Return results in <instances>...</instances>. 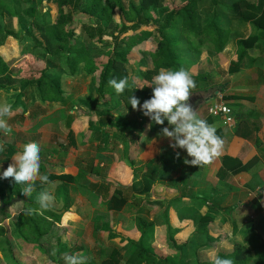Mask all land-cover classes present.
<instances>
[{
  "label": "trees",
  "instance_id": "16d2710c",
  "mask_svg": "<svg viewBox=\"0 0 264 264\" xmlns=\"http://www.w3.org/2000/svg\"><path fill=\"white\" fill-rule=\"evenodd\" d=\"M12 1L14 5H10L7 0H0V13L7 12L6 15L12 18L17 14L18 8L29 20L30 26L19 36L15 30L0 26V88L9 86V80L13 79L19 89L16 91L18 97L23 99L24 107L27 101L33 105L36 101L44 104L46 102L66 103L71 92L66 90L63 77L77 75L80 69L90 74L92 92L77 100L78 113L88 118L87 129L83 135L84 142L88 141L87 137L93 134L99 140L95 148L105 151L111 148L109 137H112L114 144L125 143L127 140L128 147L125 157L132 172L131 183L135 185L138 181L139 184L151 188L147 193L133 194L135 186L119 182L120 188L116 187L115 190L131 192L130 196L133 199L141 197V204H143L142 201L153 205L157 201L165 202L161 210V222L158 225L148 223L139 214L133 215L136 237L103 224L99 230L107 239H118L119 243L126 248V257L114 250L108 258L101 261V264H180L178 255L188 242L191 233L196 231V227L192 221L180 219L182 216L178 207L170 215V206H166L165 197L155 194L156 188H159L157 178L168 177L170 169L177 164H166V152L141 165L135 164L134 161L136 143L141 138L138 132H143V136L148 131L159 133L157 131L168 125L167 121L164 125H158L148 117L141 118L137 125V120L132 119V106L128 104L129 97L136 96L140 103L149 99L152 95L151 86L145 84L142 89L128 88L120 95L128 107L127 115L111 114L110 109L103 108L102 105L106 90L108 94L115 91L109 86L108 81L112 78L119 80L127 77L129 66L139 61L134 50L137 46H143L146 49L153 71L162 68L179 70L186 67L187 70L190 69L189 66L194 64L195 60L191 62L184 56L181 51L184 47L193 51L195 55L204 49L216 53L222 51L231 38L230 19L225 9L227 12L232 10L235 12L233 16L235 19L249 23L255 29L246 38L236 39L235 66L233 64L229 69L236 71L245 55L259 47L261 41L264 45V0H184L181 3L167 0H46L56 4L55 15L46 22L30 20L31 18L40 19L48 13L43 10V5L40 13L37 10V3L39 4L42 0ZM209 6L210 8L214 6V9L209 10ZM76 11H81L88 18V21L81 25L86 31L85 35L82 31H77L73 25ZM103 33L111 36L112 46L102 56L97 58L90 56L85 45L82 44L83 39L94 40L101 45ZM25 35L30 36L33 41V45L27 50L22 43ZM13 41L17 43L18 55L16 57L9 55L5 58L3 49L8 48L9 43ZM153 71L149 69L142 71L141 79L151 82ZM206 74L201 70L196 75H191L196 82V88L193 91L213 87V79L208 80ZM205 119L208 123L210 122L208 118ZM132 135H134L133 139ZM124 137L127 139L123 140ZM9 148L12 152L16 151L14 147L9 146ZM169 152L171 153V150ZM234 162L237 165L233 167L231 164ZM250 163H242L228 156L223 158V164H227L226 168H230L231 173L247 169ZM191 167L195 166L191 165ZM63 168L61 164L51 165L47 174L49 181L58 178L73 181L81 173L86 176L89 174L80 169L75 174H65L63 172L65 168ZM222 170L224 171L225 167H222ZM179 178L176 179L179 180ZM89 179L98 183L95 176H89ZM44 185L40 181L36 182V188L39 190L43 189ZM180 188H177L178 191ZM20 189V185L10 180H0V203H8L12 198L20 196L19 203L22 209L13 220L16 232L27 241L31 240V237L38 240L50 229L55 228V223L60 222L62 215H58L50 208L41 212L36 200L21 196ZM127 197L129 196L126 194L124 196L120 194L118 199L121 203H125ZM191 201L193 202V199ZM170 202L177 206L178 196ZM192 207L193 203H191ZM27 209L35 211L27 214ZM224 211L228 216L230 209H224ZM10 212L13 213L12 207L0 209V234L4 232L2 224L10 216ZM200 214L202 221H210L214 218L209 210ZM252 222V219L244 222L241 230L253 232ZM231 228L232 239H237L239 225L234 219L231 220ZM199 231L206 236V241L196 248L197 264H210L207 257L210 252L222 258L232 259L233 264H264V241L260 237L249 244L246 243L247 237L242 234V241L237 239L230 248L222 250L218 245L224 239L223 235H210L206 226L200 228ZM153 237L156 241L152 243L150 240ZM62 240L63 238L58 236L59 245L62 244ZM0 241H2L1 237ZM0 250L4 254H11L15 257L14 248L9 245L8 239H5ZM19 256L17 253L16 258L19 259ZM25 261L24 263L27 264L28 262ZM57 264H64V260L59 258Z\"/></svg>",
  "mask_w": 264,
  "mask_h": 264
},
{
  "label": "rangeland",
  "instance_id": "374dc122",
  "mask_svg": "<svg viewBox=\"0 0 264 264\" xmlns=\"http://www.w3.org/2000/svg\"><path fill=\"white\" fill-rule=\"evenodd\" d=\"M7 1H9L10 5H14L12 0ZM35 1L37 0H33V2ZM42 5L44 6L43 10L48 11V13L40 19L31 18L30 20H35L36 22H46L49 21L53 15H55V3H50L46 0H42L39 4L37 3V10L39 13L41 12ZM211 8L209 6L208 9L210 10ZM225 11L227 15L232 17L235 16V12L232 10L227 12L225 9ZM6 14L8 13H0V26L15 30L17 32V36L23 34V30L29 29L30 22L24 17L20 9L17 8V14L12 18L10 15ZM87 21V16H85L81 11L75 12L73 25L76 27L77 31H82L84 35L86 31L81 25L83 22ZM234 23H237L238 25V36H245L246 34L248 35V31L251 29L255 30L251 24L244 23L241 20H239V22L235 21ZM237 31L235 32L237 33ZM9 39L11 40V38ZM101 39V45L94 40L89 41L86 38L83 39L82 44L85 45L90 56L95 58L102 56L112 46V41H110L111 36L108 33H103ZM229 41H231V38ZM22 43L24 44L25 50L33 45L31 37L26 35L23 36ZM230 44L233 45L232 48L229 47L219 54L214 52L204 53L203 51L198 55H195L193 54V51L191 52L185 47L181 50L184 56L191 62L195 60L197 63V69L200 68L202 71L207 73L205 76L208 80L215 76L214 80L217 81V86L215 89H218L221 86L223 87L222 89L225 91V93H220L219 96L222 97V100L228 104H230L229 100L231 99L228 98L227 95L229 93L226 89L230 84L234 86L239 85L243 80H247L250 75L255 77L256 75L261 74L264 69L263 60L248 54L246 55V59H242L237 66V71H235V69L230 71V67L233 64V66H235L234 61L237 57L234 56L237 54V52L234 51L236 49V46L234 47L236 43L233 42ZM134 50L136 51L139 61L137 60L133 62L128 68L127 78L129 81V88L141 86L143 84L149 86L148 84L151 83L149 80L141 79V75L143 74L142 71L147 69L153 71L148 53L143 46H137L134 48ZM254 50H258V48L256 47ZM3 52L6 56L5 58H7L9 55L10 57H16V55H18L17 43L15 41L10 42L8 48H4ZM250 65L254 66L253 73L251 74L249 71L245 72L239 68L241 66L248 68ZM191 66L192 65L189 67L191 68ZM185 70H187L186 67ZM188 70L189 72L193 71V68ZM241 70L243 71L242 73ZM158 71H153V73L151 72V81ZM238 73L239 79L235 81ZM230 75H233L234 79L230 77ZM63 80L66 90L71 92L68 102L50 104L45 103L49 106L46 117L42 118L43 120L39 123L38 127H34V131H30L31 133L28 134V137L26 135V140L28 143L36 142L40 145L42 157L41 163H43L42 167L51 166L47 165L46 162H44L45 160H47V162L50 161L51 163L54 161L53 163L64 166L65 169L63 168V172L65 174L72 175L73 173L68 172V169L63 163L73 162L77 167V170L80 169L83 172L87 171L88 173H96L97 175L100 174L102 176V182L94 183L84 173H81L80 175H77L76 180L70 181L61 178L52 179V181H50L51 183L45 184L43 189L39 190L36 188V191L33 192L30 198L36 200L39 192L44 190L50 191L54 196V202L50 209L54 212L59 211L60 213L58 215H62L60 222L55 223V228L50 229L47 234L43 235L38 240H34L31 237V240L27 241L16 232L13 220L17 213L21 211L22 205L19 203V201H17L9 206V208H13V213L10 212V216L7 217L5 221H3L2 226L4 227V232L3 234H0V237L2 238V241H0V246L4 243L5 239H8L9 245L14 248L15 257H13L11 254H4L2 250H0V264H25L24 261L26 259L27 261L25 262H28L27 264H57V260L59 258L61 259L65 253L82 254L86 256V264H101V261L108 258L114 250L119 251L123 257H126V248L120 245L118 239H107L99 230L103 227V224H106L112 228H116L127 235L134 237L135 230L132 219L134 214L143 216L148 223H152L154 225H158L161 222V210L163 209L165 203L163 200L162 202L157 201L154 205L152 204L148 206L149 204H147L146 206L144 205L146 203H144L142 206H140L141 197L133 199V197L130 196L131 192H118L115 190L116 187L118 189L120 186L119 182L124 184L129 183L131 186H135V188H133V194H144L150 191L149 189L151 188L147 185L139 184L138 181H136L135 185L131 183L132 172L125 157L126 148L128 147V141L126 140L127 138L124 137L123 139L127 141H125V143L121 142L120 144H114L112 137H109V147L111 148L105 151H98L95 149V146L98 145L99 140H96L93 134L87 137L89 142H84L83 135L87 129L88 118L86 115H81L78 113L77 100L78 98L86 97L92 92L90 89V74L80 69L77 75L65 76L63 77ZM15 87L17 88L16 84L13 82V79H10L9 86L4 89L0 88V103H8V101H6L8 96L11 99V103L12 96H10V94L14 92L16 94V91H18V88L16 89ZM9 88L12 90H9ZM209 91L211 90L205 92V95H202L201 91L195 92L194 94L192 93L188 103L193 107V104L195 103L196 99H198V96L204 97L209 94ZM15 94L13 95L14 100L15 96L17 97V94ZM120 95H117L115 91L114 93L108 94V91L106 90V93L103 97V108H109L111 114L113 115H127L129 113L128 107L126 106L124 100L120 98ZM220 97L217 98L221 99ZM17 102L15 101L11 103L13 105V114L18 112L17 110L22 108V106L24 107L23 104H21L22 106H17ZM203 111H205L204 107L200 111L202 115ZM131 113L132 119L137 120V125L139 124L141 118H148L147 116L144 117L141 111L134 110L133 108ZM213 117L217 118V116ZM24 118H28V120L31 119L29 114L24 116ZM67 123H70L71 126L68 127ZM164 127H168V125ZM157 132L159 133H151L148 131L144 136L143 132H138L141 138L140 140H137L136 144L144 143L141 145L143 147L146 143L150 142V138L152 139V137L158 138L159 136H162L161 129ZM10 135L11 134H3L2 136L0 133V141L5 138H10ZM22 136L24 137L25 135L23 134ZM131 137L133 139L134 135ZM3 142L6 141L3 140ZM163 144H165V140L162 142V145ZM51 148L53 149L52 151H50ZM177 153L175 155H177ZM177 157L179 156L177 155ZM177 157L174 156V158ZM171 158H173V156H169V159ZM188 158L190 159L191 157ZM166 160H168V158ZM159 164L163 166L162 163ZM187 166L181 170L169 172V176L166 178H157L159 188H156L155 194L165 195V197L166 195L169 196V194L171 195L173 193L178 194L177 188L180 187V184L178 181H176L175 175H191L192 172ZM202 184L203 183H201V185ZM205 189L206 188L203 184L202 187L198 189V191L202 192ZM120 194L123 196L125 194L129 196L127 197V201L125 203H121L118 199ZM231 214L232 213H229V216H231ZM192 216L195 218L197 228L207 226L210 235L224 236V239L218 245V247L222 250L230 248L237 239L242 241V234L247 237L246 243L249 244L252 241H257L259 237L264 241V218H262L260 221L259 226L253 227V232L249 230L242 231L238 228L239 230L236 235L237 239H232L233 234H231V222H229L228 219L218 216L213 221L202 222L199 221L197 215ZM234 216L236 219H238L237 223L239 226L243 224V221L246 219L245 215L242 217L241 214L235 213ZM58 236L63 238L61 245H59L57 242ZM205 241L206 236L203 234V232H200L199 230L193 231L188 238V242L184 247H182L180 254L178 255L179 263L197 264L198 259L195 252L196 248ZM150 242H155L154 237L150 240ZM78 247L81 249L78 250ZM17 253H19L21 258L20 256L19 259L16 258Z\"/></svg>",
  "mask_w": 264,
  "mask_h": 264
},
{
  "label": "crops",
  "instance_id": "0c3cea01",
  "mask_svg": "<svg viewBox=\"0 0 264 264\" xmlns=\"http://www.w3.org/2000/svg\"><path fill=\"white\" fill-rule=\"evenodd\" d=\"M167 1L181 3L184 0ZM213 9L214 6L212 7V10ZM228 18L230 19L229 26L231 28V41H229L222 49V51L218 52L217 54L223 52L229 47L232 48L233 45H231L230 43H236L237 38H246L250 33L254 32V30L251 29L250 31H248V35L246 34L245 36H238V25L234 22H239V19H235L232 16H229ZM235 31H237V33ZM235 46L236 49L234 51L237 52V45L235 44L234 47ZM257 48L258 50L251 51L249 52V54L264 61V45L262 41ZM203 51L204 53H210L208 49H204L202 50V52ZM243 59H246V55ZM192 68L193 71L189 72L190 75H196L199 71H201L200 68L197 69L196 62L192 64L190 69ZM239 68H241L245 72L249 71V73L251 74L253 73L254 66L250 65L248 68H246L245 66H241ZM242 70L241 73L243 72ZM239 73L235 78V81L239 79ZM233 75H230V77L233 78ZM214 78L215 76L212 77V88L210 87L193 91V94L195 92L201 91L202 95H205V92H208V90H211L209 91V94L213 93L214 90H218L217 95L209 100H206L209 94L204 97L198 96V99H196L195 103L193 104V108L197 111L198 115L201 118H208L210 121L209 123L215 125L217 129V135H219L223 139L224 143L220 156L215 158L213 162L207 166L199 168L197 166L191 167L190 164L184 163L185 159H189L186 151L179 148L173 149L172 147H170L171 141L169 140V138L163 137L162 135L158 138H150V142L146 143L143 147L141 145H143L144 143H138L136 149V158L134 159V161L135 164L141 165L144 162L158 157L166 152L168 158V160H166V164H177L170 169V172L174 170H181L188 165L187 167L192 172L191 175H175V179L180 177L179 180L176 179V181L180 182L179 184L181 187L178 191V194L173 193L171 195L169 194V196L166 195V197L165 195H156L163 198L165 197L164 199H166V206H170V215H172L175 212L176 207H178V210H180V214L182 216L180 217V219H182V221H192L194 223V226L196 227V231L200 230V228H197L195 218L192 215H197L199 221H202L200 219V213H204L207 210L211 211L214 215L213 220L218 216H222L224 219H228L229 222H231L232 219L236 220L237 222L238 219H236L234 216V214L237 213L241 214L242 217L245 215L246 219L243 221V223L248 221L249 219H252L253 227L259 226L260 221L262 220V218H264V69L261 74L256 75L255 77H252V75H250L247 80H243L239 85L234 86L230 84L227 87L226 90L229 93L227 96L229 99H231L229 100L230 104L226 103L224 100H222V97L219 96L220 93L223 94L225 93V91L222 89V86H218L219 88L215 89V87L217 86V81H215ZM9 90L12 89L9 88ZM14 94L15 92L10 94V96H12L11 103L15 101L17 102L18 100L17 106L23 104V99L22 97H18L17 92V97L15 96V100L13 99ZM217 97H220L221 99H218ZM10 100L11 99L8 96V98H6V101L10 103ZM217 100H222L232 108L237 118V122L234 126H227L222 123V120L219 117L214 118L212 115L208 114V105ZM46 104H50V102H46ZM46 104L40 101H36V104L33 105L29 101H27L26 106L23 107L21 105L22 108H19V110H17L18 112L14 113L11 119L8 120V123L12 128V132L10 138L6 139L4 137L6 140H3L6 142H3V140L0 141L5 145L4 151L0 152V172H2L3 169L7 167V165L11 162V158L14 157L18 151L23 150L22 146L28 143V141L26 140V135L28 137V134L31 133L30 131H34V127H38L39 123L43 120L42 118L46 117L49 107ZM203 107L205 108V111H203L202 115L200 111L203 109ZM27 114H29L31 119L28 120V118H24V116H26ZM68 125L71 126L70 123H67V126ZM0 133L2 136L3 134H5L2 131H0ZM23 134L25 135L24 137L22 136ZM164 140L165 144L162 145V142ZM9 146L14 147L16 151L12 152ZM52 150L53 149L51 148L50 151ZM170 150L171 153L169 152ZM177 152L179 153V157L175 155ZM169 156H173V158L169 159ZM174 156L177 158H174ZM224 156L235 158L242 163H251L249 164L247 169L239 171L237 173H231L230 168H226L227 164H223ZM44 162H46L47 165H57L53 163L54 161H52L51 163L50 161L47 162V160H45ZM63 164L66 166L68 172L70 173L75 174L78 171L73 162H66ZM231 165L234 167L237 165V163L234 162ZM42 166L43 163H41V173L47 174L50 167ZM222 167H225L224 171L222 170ZM72 168L74 171L72 170ZM95 174L96 173H89L87 177L89 178V176H95V180L98 181V183L102 182V176L100 174H96V176ZM201 183H203L204 187L206 188L202 192L198 191V189L203 185H201ZM176 196H178L177 206L170 202ZM192 199L193 202L191 201ZM144 203L145 202H143V204ZM191 203H193L192 208ZM143 204H141L140 206H142ZM147 204L149 203L146 202V204L144 205L147 206ZM150 205L152 204H149L148 206ZM224 209H230V213H232L231 216L225 215ZM242 226L243 224L239 226V229H241ZM134 237H136V235Z\"/></svg>",
  "mask_w": 264,
  "mask_h": 264
},
{
  "label": "clouds",
  "instance_id": "9594fccd",
  "mask_svg": "<svg viewBox=\"0 0 264 264\" xmlns=\"http://www.w3.org/2000/svg\"><path fill=\"white\" fill-rule=\"evenodd\" d=\"M117 95L122 94L129 88L127 77L119 80L112 78L108 81ZM149 86L152 87V95L149 99L140 103L139 98L134 95L129 97V102L134 110H139L143 115L158 125H164L167 121L168 127L161 128L163 137L169 138L170 147L186 151L191 159H185V164L199 167L207 166L220 156L223 139L217 135L214 124L208 123L201 118L197 111L188 103L196 82L188 71L160 69L152 78ZM145 85L134 88H143ZM133 88V89H134ZM13 115L11 103H0V131L6 135L11 134L12 128L8 120ZM5 145L0 142V152H3ZM23 150L11 158V162L0 172V179H8L16 185H20V195L31 197L36 191V182L50 184L48 175L42 174L41 148L36 142H29L22 146ZM179 155V153H177ZM54 202L53 194L44 190L39 192L36 203L42 212L48 210ZM34 209H27V214H32ZM210 264H233V260L222 258L218 254L208 253ZM64 264H86L87 257L82 254H68L62 256Z\"/></svg>",
  "mask_w": 264,
  "mask_h": 264
},
{
  "label": "built area",
  "instance_id": "2783aa9c",
  "mask_svg": "<svg viewBox=\"0 0 264 264\" xmlns=\"http://www.w3.org/2000/svg\"><path fill=\"white\" fill-rule=\"evenodd\" d=\"M207 112L212 116L219 117L222 120V123L227 126H234L237 122V118L232 108L222 100H217L210 103V105L207 107Z\"/></svg>",
  "mask_w": 264,
  "mask_h": 264
},
{
  "label": "water",
  "instance_id": "95a60500",
  "mask_svg": "<svg viewBox=\"0 0 264 264\" xmlns=\"http://www.w3.org/2000/svg\"><path fill=\"white\" fill-rule=\"evenodd\" d=\"M217 93H218V90H214L213 93H210V94H209V96L207 97L206 100L212 99L214 96L217 95ZM20 199H21V197H20V196H17V197H15V198H12V199L10 200L9 203L1 202V204H0V209H1L2 207H9V206H11L14 202H17V201H19ZM56 213L59 214L60 212H59V211H56Z\"/></svg>",
  "mask_w": 264,
  "mask_h": 264
}]
</instances>
